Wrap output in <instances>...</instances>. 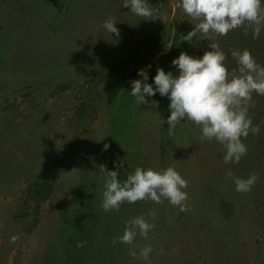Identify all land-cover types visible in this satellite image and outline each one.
I'll return each mask as SVG.
<instances>
[{
  "label": "rangeland",
  "instance_id": "374dc122",
  "mask_svg": "<svg viewBox=\"0 0 264 264\" xmlns=\"http://www.w3.org/2000/svg\"><path fill=\"white\" fill-rule=\"evenodd\" d=\"M147 2L164 20H145L123 0H0V264H264V96L253 93L249 114L261 130L241 138L239 163L226 164L224 147L201 141L187 118L169 136V98L157 92L139 105L131 82L146 69L155 88L158 68L178 76L172 61L202 58L211 41L184 40L195 25L180 0ZM109 17L119 36L103 28ZM213 36L229 70L238 67L232 49L264 66V29L259 39L242 28ZM101 166L121 181L138 166H172L188 181L190 210L162 197L106 212ZM228 171L259 179L238 192ZM137 216L155 223L148 238L114 245Z\"/></svg>",
  "mask_w": 264,
  "mask_h": 264
},
{
  "label": "clouds",
  "instance_id": "9594fccd",
  "mask_svg": "<svg viewBox=\"0 0 264 264\" xmlns=\"http://www.w3.org/2000/svg\"><path fill=\"white\" fill-rule=\"evenodd\" d=\"M131 6V12L145 20H164L158 8H153L147 0H123V6ZM182 8L191 19L195 27L184 37L192 41L193 37L207 38L211 41V51H206L201 57H193L181 52L172 64L179 69V75L157 69L154 77L155 88L146 83L148 72L139 70L132 83L131 95L136 98L137 104H148L146 96H167L170 100V116L167 119L168 134L173 135L181 120L187 118L201 128V141L216 140L226 154L224 162L239 163L247 155V145L241 139L247 138L249 133L258 135L260 124L253 123L249 110L254 108L256 101L253 93L264 96V66L252 56L250 50L232 49L231 55L237 62V68L226 66V54L214 36H226L230 31L242 28L244 34L251 32L253 39H259L264 29V4L262 0H180L175 5ZM195 22V23H194ZM103 28L109 33L119 36L114 17L103 22ZM150 67V66H149ZM158 107V101H151ZM264 123V121H261ZM109 145L105 144L107 150ZM123 167V162L119 163ZM105 176L102 209L104 211H119L124 202L136 203L140 200H151L162 203V197L173 206L179 207L181 212L189 211L186 203L189 199L184 189L188 188V181L172 166L165 169L136 167L127 174L123 181L118 180L117 171L100 169ZM231 178L236 191L247 193L259 179V173L253 171L247 178L235 176L231 171L226 173L225 179ZM153 221L156 212L152 211ZM155 227L144 216H137L126 221L124 233L114 237L112 243L132 244L137 235L148 238V234ZM19 236L13 235L11 242L15 243ZM85 242H78L83 247ZM151 246L141 249L139 256L149 260ZM132 256L137 253L130 251Z\"/></svg>",
  "mask_w": 264,
  "mask_h": 264
}]
</instances>
